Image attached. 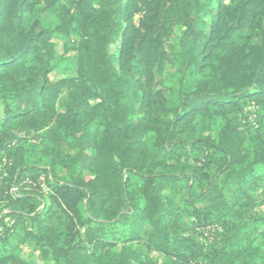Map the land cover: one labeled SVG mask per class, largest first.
Returning a JSON list of instances; mask_svg holds the SVG:
<instances>
[{
    "label": "trees",
    "instance_id": "trees-1",
    "mask_svg": "<svg viewBox=\"0 0 264 264\" xmlns=\"http://www.w3.org/2000/svg\"><path fill=\"white\" fill-rule=\"evenodd\" d=\"M64 1L0 0V264H28L22 246L55 264H153L145 248L166 264H264L251 213L264 207V0ZM40 5L53 28L32 17ZM55 36L76 62L57 83ZM218 118L214 138L192 127ZM24 144L62 159L13 164ZM48 173L49 200L6 195Z\"/></svg>",
    "mask_w": 264,
    "mask_h": 264
},
{
    "label": "rangeland",
    "instance_id": "rangeland-1",
    "mask_svg": "<svg viewBox=\"0 0 264 264\" xmlns=\"http://www.w3.org/2000/svg\"><path fill=\"white\" fill-rule=\"evenodd\" d=\"M228 1V0H227ZM63 2L65 3L66 1L63 0ZM44 6L40 5L37 7L36 12L34 13V15L32 16L33 18H38V19H42L44 26L47 27L48 29H51L55 26L56 24V20L54 19L53 16H51L50 14H48V12H44L43 11ZM180 32L179 29L176 30V36L175 39L169 41L168 43H166L165 47L167 48V50L170 53H174L177 51L178 49V36H179ZM54 43V49H55V56L54 59L51 63L52 67L54 68V71L52 72V74H50L49 79L50 81H52L53 83H57L60 82L61 80H68L71 78H74L76 76L75 74V69H76V62L74 59V54L71 52H66L64 51V47H63V43L62 41H60L59 38H57L55 36V38L52 40ZM59 110H62L61 108H59ZM246 111L248 113H250V117H249V121H252L253 123L256 122V117L254 114V109L253 108H246ZM1 114H2V106L0 105V118H1ZM223 126V121L221 119H216L214 120L210 125L208 124H198V122H193V128L197 133H201L203 131V136H209V137H216L218 135V133L220 132V129ZM208 129V130H206ZM34 142V141H32ZM33 145H20L18 148H13L11 150V152H9V161H12L13 164H16L17 162L21 161L23 164H27V165H38L39 167H43V168H47L48 166H51L54 164V162H56V160H60L62 158H55L54 160L52 159L54 153L51 154V156L49 155V153H44V151L38 148H33ZM47 158H50V160L48 161ZM54 161V162H53ZM183 161V159L181 160ZM5 162L8 165V161ZM188 163L190 165H194L196 162L194 160V156L190 157L188 160ZM85 165V164H84ZM86 167V166H85ZM70 168V167H69ZM49 169V168H47ZM72 171V168L70 169H66L64 171L59 170L58 169V173L60 174V176L62 178H66L68 179V176L70 174V172ZM7 173V170H6ZM79 175H81L80 177H87V168H86V173L85 172H81L79 170ZM78 175V176H79ZM37 181L35 182V187L30 188V190H28V187L24 184V182L26 180H24L22 183H20V189L22 190V192L18 195V197H22L25 194V191H38L41 192L43 196L42 199L44 200H49V195H51V183H49L50 181L47 180H51V173H48L46 175H40L37 177L36 179ZM39 184V185H37ZM19 185H16L17 187ZM43 185V187L41 186ZM14 186H10L9 190L11 188H13ZM9 190L6 192H9ZM40 193V194H41ZM40 208H43V206H41ZM39 208V209H40ZM252 210L251 213L252 215H255V217L261 218L264 216V207L262 205H255V206H251ZM0 209H1V205H0ZM7 211L5 210H1V214L0 216H4L5 213ZM5 223L10 224V220L9 218H5L4 219ZM187 220H185V222L183 224H186ZM27 228H31V222L27 221L25 222V224ZM184 230L186 231L185 233L192 235L193 233L189 232L187 230V226L183 225ZM80 233L81 235L84 234V230L80 229ZM215 234V236H214ZM208 240L207 238H205V236H199V233L197 232V235L194 237L195 239H197V241L199 243H206V244H210L213 243L215 241V237H217L218 233L212 232V234H208ZM204 238L206 239V241L204 240ZM218 244V242H217ZM107 245V244H106ZM108 248L105 247V249ZM109 249V248H108ZM264 249V244L261 246V251H263ZM104 250L103 248L100 249V251ZM143 252L147 254L148 259L153 263V264H166V257L159 253L156 252L152 249H143ZM22 259H24L26 261V263L28 264H55L53 261L51 260H44L41 258V254H40V250L38 247H33V246H22L21 250H20V254H19ZM142 260L144 262H146L145 256L142 257ZM263 262V258L262 255L259 256L258 258V263L262 264Z\"/></svg>",
    "mask_w": 264,
    "mask_h": 264
},
{
    "label": "built area",
    "instance_id": "built-area-1",
    "mask_svg": "<svg viewBox=\"0 0 264 264\" xmlns=\"http://www.w3.org/2000/svg\"><path fill=\"white\" fill-rule=\"evenodd\" d=\"M6 165H7V163L5 162V159H2L0 161V180L7 177ZM24 184L28 187V190H30V188H32V187H35V183H32V181H30L28 179L24 182ZM20 185L18 187L13 185L14 187L11 188L7 194H9L13 197H18V195L22 192V190L19 188ZM37 185H39V184H37ZM41 186L43 187V185H41ZM6 214H7V212L5 213V215Z\"/></svg>",
    "mask_w": 264,
    "mask_h": 264
}]
</instances>
